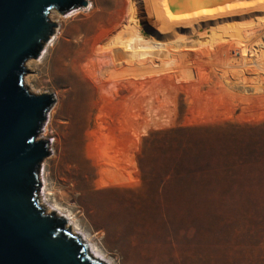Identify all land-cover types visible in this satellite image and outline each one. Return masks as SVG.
Instances as JSON below:
<instances>
[{
	"label": "rangeland",
	"instance_id": "obj_1",
	"mask_svg": "<svg viewBox=\"0 0 264 264\" xmlns=\"http://www.w3.org/2000/svg\"><path fill=\"white\" fill-rule=\"evenodd\" d=\"M127 1L53 11L52 47L48 39L26 62L30 92L54 97L48 136L39 135L54 148L41 162L39 202L74 217V236L103 264H264V93L234 89L221 53L141 48L123 22ZM122 40L140 67L110 94L93 92L85 116V101L71 99L53 65L68 52L79 67L94 48ZM130 137L138 180L100 186V178H127Z\"/></svg>",
	"mask_w": 264,
	"mask_h": 264
},
{
	"label": "water",
	"instance_id": "obj_2",
	"mask_svg": "<svg viewBox=\"0 0 264 264\" xmlns=\"http://www.w3.org/2000/svg\"><path fill=\"white\" fill-rule=\"evenodd\" d=\"M87 4L0 0V264H102L64 228V217L48 214L38 200L41 162L54 157L53 144L39 138L54 97L33 94L24 82L26 62L58 26L51 12Z\"/></svg>",
	"mask_w": 264,
	"mask_h": 264
},
{
	"label": "bare ground",
	"instance_id": "obj_3",
	"mask_svg": "<svg viewBox=\"0 0 264 264\" xmlns=\"http://www.w3.org/2000/svg\"><path fill=\"white\" fill-rule=\"evenodd\" d=\"M154 1L157 4L152 8L145 7L146 0L127 1V13L123 22L124 25L131 27L138 41L137 45L150 52L162 51L167 46H177L203 52L210 51L215 56L217 53H221L223 62L220 65L229 76V82L232 87H235L234 89L250 94L264 93V14L257 15L259 11L264 10V0ZM191 7L193 9L190 11L179 13L180 10ZM152 9H160L164 13L153 14ZM53 14L55 13L51 12L50 14L52 20ZM49 39L48 45L52 47L51 44L56 36ZM77 44L78 41H75V45ZM126 45L123 40L118 42L115 47L105 45V43L101 44L89 53L88 59L79 67H76V60H68V52H64L53 65L52 71L55 72L58 83L70 86L71 99L75 100L76 97L81 96L85 101L83 103L85 116L89 113L88 100L93 96V92H98L103 96L110 94L112 86L115 87L116 84L123 86L128 70L135 69L137 71L140 67L139 59L133 61L128 57L129 52L126 51ZM73 56L75 57V52ZM33 63V60H29L27 64L29 66ZM76 68L85 72V80L74 81L79 78L78 75L72 73ZM24 82L27 87H30L27 76L24 78ZM51 114H49L50 118ZM50 125H45L42 134L40 132L41 137L48 136ZM134 138H129L130 150L127 152L126 163L127 178H123L124 180H120L121 182L112 177L100 178V186L114 185L117 182L122 183L121 185H130L138 180V176L135 175L138 167L133 157L136 150ZM120 146L117 141H114L111 146V149L114 150L112 158L114 157L115 160H112L115 161V167H117L116 161L121 158ZM44 162L48 163V161ZM40 204L43 205V208L45 207L46 211L48 210V214L53 212L64 217L67 226L72 228L73 235H76L75 230L79 227L76 225L74 217L64 214L58 206L52 210L44 206V203ZM93 247L94 252L91 253L94 255L89 253V256L102 263L101 253L95 246Z\"/></svg>",
	"mask_w": 264,
	"mask_h": 264
}]
</instances>
